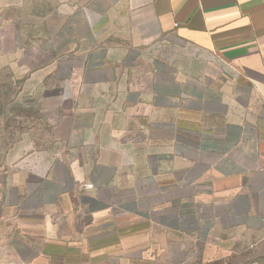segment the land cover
Wrapping results in <instances>:
<instances>
[{"label": "crops", "instance_id": "1", "mask_svg": "<svg viewBox=\"0 0 264 264\" xmlns=\"http://www.w3.org/2000/svg\"><path fill=\"white\" fill-rule=\"evenodd\" d=\"M0 82L30 263L264 239V0H0Z\"/></svg>", "mask_w": 264, "mask_h": 264}, {"label": "rangeland", "instance_id": "2", "mask_svg": "<svg viewBox=\"0 0 264 264\" xmlns=\"http://www.w3.org/2000/svg\"><path fill=\"white\" fill-rule=\"evenodd\" d=\"M10 88L0 82V147L4 149V126L15 123L13 120H6L4 115L5 102ZM10 215V214H9ZM6 215L0 206V264H29L28 259L34 253L29 250V245L22 244L19 239V231L14 227V221ZM18 216H15V219ZM143 228V227H142ZM252 242L248 244H234L230 247L232 251H225L217 258H202V245L200 243H183L182 248L178 246H167L160 248V253L154 255L152 248L141 249L142 258L136 264H264V239L259 234L252 235ZM6 240V241H5ZM5 241V242H4ZM171 247V248H169ZM32 248V247H31ZM135 256L136 252L132 253ZM136 259V258H135ZM117 260L112 257L108 264H116ZM104 260L94 261V264H103ZM37 264V263H30ZM38 264H62L58 260H48V263ZM120 264H126L120 262Z\"/></svg>", "mask_w": 264, "mask_h": 264}]
</instances>
